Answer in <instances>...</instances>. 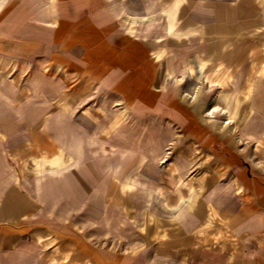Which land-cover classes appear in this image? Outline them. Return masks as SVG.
Returning a JSON list of instances; mask_svg holds the SVG:
<instances>
[{
	"label": "rangeland",
	"instance_id": "374dc122",
	"mask_svg": "<svg viewBox=\"0 0 264 264\" xmlns=\"http://www.w3.org/2000/svg\"><path fill=\"white\" fill-rule=\"evenodd\" d=\"M178 3L167 9L176 39L129 76L46 66L41 47L30 66L0 36V88L13 82L23 102L14 114L0 103L1 143L38 203L31 220L0 221V264L141 263L160 235L174 234L177 215L223 188L224 156L264 161V0H230L231 17L216 9L213 20H191L215 25L212 34L176 31Z\"/></svg>",
	"mask_w": 264,
	"mask_h": 264
},
{
	"label": "crops",
	"instance_id": "0c3cea01",
	"mask_svg": "<svg viewBox=\"0 0 264 264\" xmlns=\"http://www.w3.org/2000/svg\"><path fill=\"white\" fill-rule=\"evenodd\" d=\"M173 2L15 0L0 14V36H8L6 40L10 42L13 40V50L20 57H29L30 66L40 64L41 47L45 52L41 63L45 62L46 66H105L129 76V70L140 65L148 52L151 54L157 47L166 51L167 36L174 38L167 32V9ZM231 8L230 0H179L174 28L180 33L190 31L189 34L204 28V33L212 34L215 25L191 20H213L216 9L222 12L220 18H229ZM184 16H187L185 22L182 21ZM76 50L79 54H72ZM165 69L166 65L163 75ZM0 92V103L4 105L2 108L10 109L6 111L8 114L23 108L22 94L13 82H4ZM1 126L6 129V124L0 123ZM1 141L2 138L0 221L14 222L25 216L31 220L38 203L12 175ZM221 160V173L226 179L223 188L209 190L206 202L187 208L189 214L185 218L177 215L174 234L158 237L153 256L148 252L144 253L141 263L125 258L118 264H264V161L251 162L242 154H229ZM208 211L214 212L212 225L219 222L220 226L214 231L211 225L201 232L199 229ZM4 240L7 241L5 236ZM21 255L20 251H15L7 256L15 260ZM17 263L20 264L17 260L13 262Z\"/></svg>",
	"mask_w": 264,
	"mask_h": 264
},
{
	"label": "bare ground",
	"instance_id": "6f19581e",
	"mask_svg": "<svg viewBox=\"0 0 264 264\" xmlns=\"http://www.w3.org/2000/svg\"><path fill=\"white\" fill-rule=\"evenodd\" d=\"M188 66V65H187Z\"/></svg>",
	"mask_w": 264,
	"mask_h": 264
}]
</instances>
